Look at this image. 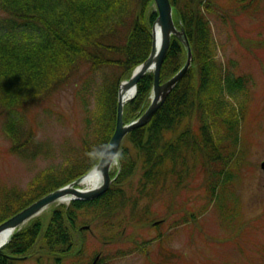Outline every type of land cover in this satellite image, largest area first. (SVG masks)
Segmentation results:
<instances>
[{
    "label": "trees",
    "instance_id": "trees-1",
    "mask_svg": "<svg viewBox=\"0 0 264 264\" xmlns=\"http://www.w3.org/2000/svg\"><path fill=\"white\" fill-rule=\"evenodd\" d=\"M224 1L171 0L175 22L184 25L190 41L191 66L153 118L125 136L109 189L95 199H76L69 207L54 210L45 226L37 218L17 230L0 251V264H20L21 259L7 254L30 257L37 246L45 249L46 258L65 264L82 250L73 249L71 231L80 210H91L94 218H103L104 226L117 231L120 220L113 218L124 214L130 203L131 217L126 224L134 225L140 202H147L150 211L148 205L166 190L172 201L199 172L211 202L217 201L221 207L226 204L225 189L233 193L232 183L244 163L240 127L252 96L250 77L239 72L238 62L217 59L210 15L232 19L236 14H264V0ZM148 4L154 0H0V120L14 141V152L24 157L48 155L47 143L25 122L29 110L73 82L84 100L96 75L101 74L94 102L84 105L91 131L81 139L74 160L39 174L26 192L0 191V223L99 162L116 128L120 84L152 48L157 10L147 16ZM186 60L187 47L173 35L161 80L174 75ZM80 80L83 85L77 87ZM153 82V72L140 79L135 96L124 105L126 122L146 110ZM137 170L140 181L134 190L132 179ZM243 229L240 224L238 237ZM240 241L243 250L244 241Z\"/></svg>",
    "mask_w": 264,
    "mask_h": 264
},
{
    "label": "rangeland",
    "instance_id": "rangeland-1",
    "mask_svg": "<svg viewBox=\"0 0 264 264\" xmlns=\"http://www.w3.org/2000/svg\"><path fill=\"white\" fill-rule=\"evenodd\" d=\"M220 2L225 4L224 0ZM154 10L155 5L148 4L145 14L148 16ZM210 19L217 59L225 63L235 59L239 72L250 77L252 98L245 123L240 127L244 163L232 187L229 184L233 193L225 189L228 196L223 207L217 201L211 202L199 172L174 196L175 201H169L171 194L166 190L161 198L148 205L150 211L146 209L147 202H140L134 225L126 224L131 217L130 203L124 214L113 218L120 220L117 231H111L113 226L111 230L104 226L103 218H94L91 210L82 209L71 228L73 249L82 250L65 264L93 261L94 264H264V170L261 168L264 160V14H236L232 19L211 14ZM99 81L101 74L96 75L84 100L77 95L78 88L73 82L39 100L29 110L25 122L47 143L48 155L24 157L14 152L11 149L14 141L0 120V191L26 192L39 174L49 169L55 171L70 159L74 160L81 139L87 130L91 131L84 105L94 102ZM79 83L77 87L83 85V81ZM136 172L132 179L134 190L140 181V171ZM68 204L58 200L32 220L39 218L45 226L54 210ZM240 224L244 229L238 237ZM240 240L244 241L243 250L238 246ZM45 255V249L34 247L31 257L20 264H56Z\"/></svg>",
    "mask_w": 264,
    "mask_h": 264
},
{
    "label": "water",
    "instance_id": "water-1",
    "mask_svg": "<svg viewBox=\"0 0 264 264\" xmlns=\"http://www.w3.org/2000/svg\"><path fill=\"white\" fill-rule=\"evenodd\" d=\"M154 1L158 14L152 25L153 41L150 54L143 62L135 67L133 73L129 78L124 79L121 82L118 95V113L115 131L111 139L109 140L101 159L90 171L92 172L93 170H95L100 172L102 177L100 185L89 189H83L77 186L79 182L90 173L88 172L86 175L73 180L69 184L59 187L56 190L40 197L19 212L15 213L9 219L0 224V232L6 229H11L14 231L31 217L47 207L50 203L65 195H70L72 198L77 199H91L104 193L109 188L114 179L111 176L110 171L114 164V161L118 157L119 150L125 136L134 128L147 124L153 118V116L163 105L177 82L183 77L185 72L191 66L194 56L190 41L186 34L184 25L182 24L181 27H178L175 23L174 7L171 0ZM157 34L160 37L159 43L157 40ZM173 35L180 38L187 47V60L185 64L174 75H172L167 80L162 81L161 68L164 57L171 44V38ZM152 70L154 74V82L152 89V99L148 107L138 118L133 119L130 122H125V102L136 93L138 82L140 81V79L147 72ZM130 90L134 91L132 96L125 99L126 93ZM261 167L264 170V160L261 162ZM8 241L9 240H6L2 244H0V251L5 247ZM11 257L15 258L13 256Z\"/></svg>",
    "mask_w": 264,
    "mask_h": 264
},
{
    "label": "bare ground",
    "instance_id": "bare-ground-1",
    "mask_svg": "<svg viewBox=\"0 0 264 264\" xmlns=\"http://www.w3.org/2000/svg\"><path fill=\"white\" fill-rule=\"evenodd\" d=\"M157 40H158V43L160 42V37L159 35L157 34ZM133 90H130L126 93V97L125 99H127L128 97L132 96L133 94ZM102 180V177H101V174L99 171H95L93 170L92 172H90L88 175H86L83 180L81 181V185H82V188H93V187H96V186H99L100 185V182ZM71 201V198L69 197H64L61 199V202H64V203H68ZM14 231L11 230V229H6V230H3L2 232H0V244H2L3 242H5L6 240H9L10 236L12 235Z\"/></svg>",
    "mask_w": 264,
    "mask_h": 264
}]
</instances>
